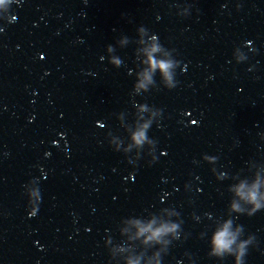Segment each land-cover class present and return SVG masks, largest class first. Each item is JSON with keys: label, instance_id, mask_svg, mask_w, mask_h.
I'll return each instance as SVG.
<instances>
[{"label": "water", "instance_id": "95a60500", "mask_svg": "<svg viewBox=\"0 0 264 264\" xmlns=\"http://www.w3.org/2000/svg\"><path fill=\"white\" fill-rule=\"evenodd\" d=\"M0 264H264V0H0Z\"/></svg>", "mask_w": 264, "mask_h": 264}]
</instances>
